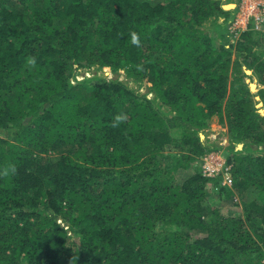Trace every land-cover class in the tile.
Returning <instances> with one entry per match:
<instances>
[{"label": "trees", "instance_id": "obj_1", "mask_svg": "<svg viewBox=\"0 0 264 264\" xmlns=\"http://www.w3.org/2000/svg\"><path fill=\"white\" fill-rule=\"evenodd\" d=\"M224 3L0 0V264H264V29Z\"/></svg>", "mask_w": 264, "mask_h": 264}, {"label": "built area", "instance_id": "obj_2", "mask_svg": "<svg viewBox=\"0 0 264 264\" xmlns=\"http://www.w3.org/2000/svg\"><path fill=\"white\" fill-rule=\"evenodd\" d=\"M237 12L230 24L231 32L239 37L248 29H262L264 26V0H236ZM202 172L207 176H222V183L231 184V165L219 150H212L202 158Z\"/></svg>", "mask_w": 264, "mask_h": 264}, {"label": "rangeland", "instance_id": "obj_3", "mask_svg": "<svg viewBox=\"0 0 264 264\" xmlns=\"http://www.w3.org/2000/svg\"><path fill=\"white\" fill-rule=\"evenodd\" d=\"M229 2H236V0H225V3H229ZM264 29V26L262 29H259V30H263ZM257 30V29H256ZM235 56V54H234ZM250 70V68H247ZM80 70V69H79ZM253 70V69H252ZM247 79L248 81H252L251 78H249L248 76L250 75H253L254 76V82L255 84H257V88L255 90L258 89V86H259V82H258V77H257V74L256 73H252L250 74V72H247ZM92 74V71L90 70H86V71H83L82 73L79 71V73L77 74V77L78 78H83L85 75H91ZM120 76L121 78L125 79L126 81L129 82L130 85H133L135 87H138V84L136 82H134L132 79L128 78L125 71L122 69L121 72H120ZM141 89L143 91H145L147 89V85L146 83H143L141 86ZM150 95H152V93H150ZM212 127L207 131L208 135L212 138H220L222 139L221 140V147L219 149V151L226 157V154H227V150H228V136H227V127L222 125L221 123H219L218 121V117L215 116L213 119H212ZM204 137H205V134H204ZM236 149H241V147L239 145L236 146ZM202 163V162H201ZM184 173V172H182ZM190 172L187 171V173H184V175H187L189 174ZM182 175V176H184ZM215 195H213L211 197V201L212 203L214 204H219V196L217 193H214ZM222 209L225 211V212H232V211H238V210H241V205H238V206H230V205H223L222 206Z\"/></svg>", "mask_w": 264, "mask_h": 264}, {"label": "clouds", "instance_id": "obj_4", "mask_svg": "<svg viewBox=\"0 0 264 264\" xmlns=\"http://www.w3.org/2000/svg\"><path fill=\"white\" fill-rule=\"evenodd\" d=\"M133 45L140 47L141 46V40L140 36L136 32L131 33V41ZM36 64L35 57H28L27 58V65L28 66H34ZM126 114H118L116 115L114 121H113V127H118L121 123H124L127 120ZM16 166L14 164H10L5 166L3 169H0V178H8L10 176H13L16 174Z\"/></svg>", "mask_w": 264, "mask_h": 264}, {"label": "water", "instance_id": "obj_5", "mask_svg": "<svg viewBox=\"0 0 264 264\" xmlns=\"http://www.w3.org/2000/svg\"><path fill=\"white\" fill-rule=\"evenodd\" d=\"M223 5H224L225 8H232V7H235V6H236V2L224 3ZM246 71H247V72H250V70L247 69V67H246ZM250 86H251V89H252V90H255V89L257 88V84H255V87H254V85L252 84V82H250ZM257 99H259V102L261 101V103H260L261 105L264 104V103H263V100H262V98H261L260 95H257ZM258 106H259V103H258ZM260 111H261L262 113H264V110L261 109V108H260ZM201 136L204 137V133H201ZM242 143H243V142H240V143H238V145L240 146V144H242Z\"/></svg>", "mask_w": 264, "mask_h": 264}]
</instances>
